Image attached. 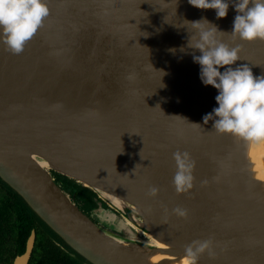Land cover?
I'll return each instance as SVG.
<instances>
[{
	"label": "water",
	"instance_id": "obj_1",
	"mask_svg": "<svg viewBox=\"0 0 264 264\" xmlns=\"http://www.w3.org/2000/svg\"><path fill=\"white\" fill-rule=\"evenodd\" d=\"M47 6L23 52L0 43V180L87 264H184L186 246L207 239L214 255L197 264H264V165L255 141L203 124L218 91L201 82L184 20L218 26L241 46L233 67L254 76L264 75V41L227 34L231 6L223 19L187 0ZM177 150L195 161L185 193L172 184ZM54 173L89 189L96 208L84 212ZM34 237L13 264H27Z\"/></svg>",
	"mask_w": 264,
	"mask_h": 264
},
{
	"label": "clouds",
	"instance_id": "obj_2",
	"mask_svg": "<svg viewBox=\"0 0 264 264\" xmlns=\"http://www.w3.org/2000/svg\"><path fill=\"white\" fill-rule=\"evenodd\" d=\"M187 2L196 9L215 10L217 19L225 18L231 6L236 15L231 33L227 34L247 42L264 41V0ZM48 16L47 0H0V43L6 45L12 54H20ZM184 21L193 29L188 31L186 47L200 53L193 54L192 59L200 66L201 82L218 91L215 97L218 107L203 116V124L212 121L217 133L230 134L239 140H264V75L254 76L248 64L233 67L240 60L241 46L232 47L224 43L220 37L226 33L218 26L203 17ZM181 51H184L183 47ZM127 79L134 80L135 74H129ZM173 160L176 167L173 187L177 193L188 192L193 187L195 161L190 153L179 150L173 153ZM157 193V187L149 188L150 196ZM173 211L182 217L186 215V210L180 208ZM211 245V239L192 241L185 248L184 264H197L199 255L206 250L210 256L214 255Z\"/></svg>",
	"mask_w": 264,
	"mask_h": 264
},
{
	"label": "flooded vegetation",
	"instance_id": "obj_3",
	"mask_svg": "<svg viewBox=\"0 0 264 264\" xmlns=\"http://www.w3.org/2000/svg\"><path fill=\"white\" fill-rule=\"evenodd\" d=\"M58 181L61 186L74 187V183L69 181L68 179H58ZM76 196H80L78 200L74 199L76 204L87 214H90V212L94 208H96V206L94 207V205L89 206V207H83V204H84L83 201L85 199L83 200V198H81V188L79 192L76 193ZM2 199L8 202L9 204L10 203L13 204L16 202L15 199L17 198L15 194L12 193L10 188H8V186H5V184H3L0 181V201H2ZM31 230H34L35 237H34L33 246H32L30 257L28 259L27 264H37V263L31 262V259L33 258V251H34V247H35V243L37 239L36 237L38 233L35 227L31 228L30 232ZM20 232H21V228L18 223L14 225L12 220H9V219L8 221H5V220L0 221V264H13L14 259L25 251L26 241L29 235L27 236L25 240L23 251H17L22 248V243H20V236H19ZM51 232L54 233L51 230L47 232V234L43 233V235L48 237L50 240L47 250H46L47 252H51L53 254L55 253V250H59V253L57 252L58 256L55 257L54 264H87L86 260L82 256L76 253L62 239L60 240L57 239V237H55Z\"/></svg>",
	"mask_w": 264,
	"mask_h": 264
},
{
	"label": "trees",
	"instance_id": "obj_4",
	"mask_svg": "<svg viewBox=\"0 0 264 264\" xmlns=\"http://www.w3.org/2000/svg\"><path fill=\"white\" fill-rule=\"evenodd\" d=\"M54 177L56 178V181L59 183L58 179H68L66 177H62L58 174L54 173ZM69 181L74 183V187H64L62 188L70 195V197L74 199H79L80 196H76V193L79 192L81 188V198H83V207H89L94 205L96 206V203L92 199L93 193L77 184L71 179H68ZM1 181V180H0ZM3 184H5L3 181H1ZM5 186H7L5 184ZM9 188V187H8ZM13 194H15L16 202L13 204H9L5 200L2 199L0 201V221L5 220L8 221L12 220L13 224L16 225L17 223L20 225L21 232L19 233L20 236V243H22V248L17 251H23L24 244L27 236L29 235L30 229L35 227L37 230V239L33 251V258L31 259V262L37 263V264H54L55 257L58 256L59 250H55V253L47 252V247L49 244V238L44 236L43 233H46L51 231L46 224H44L37 215L27 206V204L22 200V198L15 193L11 188ZM75 201V200H74ZM52 233V232H51ZM57 239L60 240L58 236L55 235V233H52ZM53 252V250H52ZM58 252V253H57ZM51 258H50V256ZM38 261V262H37Z\"/></svg>",
	"mask_w": 264,
	"mask_h": 264
},
{
	"label": "bare ground",
	"instance_id": "obj_5",
	"mask_svg": "<svg viewBox=\"0 0 264 264\" xmlns=\"http://www.w3.org/2000/svg\"><path fill=\"white\" fill-rule=\"evenodd\" d=\"M253 151L255 153V162L260 166L264 165V140L254 142Z\"/></svg>",
	"mask_w": 264,
	"mask_h": 264
},
{
	"label": "rangeland",
	"instance_id": "obj_6",
	"mask_svg": "<svg viewBox=\"0 0 264 264\" xmlns=\"http://www.w3.org/2000/svg\"><path fill=\"white\" fill-rule=\"evenodd\" d=\"M95 220V219H94Z\"/></svg>",
	"mask_w": 264,
	"mask_h": 264
}]
</instances>
